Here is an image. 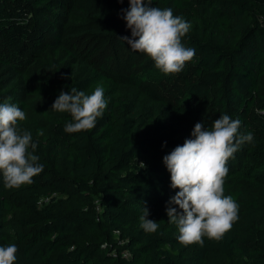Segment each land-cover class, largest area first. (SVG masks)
<instances>
[{
    "label": "trees",
    "instance_id": "1",
    "mask_svg": "<svg viewBox=\"0 0 264 264\" xmlns=\"http://www.w3.org/2000/svg\"><path fill=\"white\" fill-rule=\"evenodd\" d=\"M190 24L195 56L165 75L130 50L121 18L129 0H0V105L25 112L44 170L19 189L0 170V247L14 264H264V0H152ZM108 82L94 129L66 133L69 113L51 107L61 91L90 94ZM227 114L238 135L224 195L238 220L220 241L184 246L168 223L171 188L163 157ZM43 130V135H39ZM31 150V149H29ZM143 204L155 233L141 227Z\"/></svg>",
    "mask_w": 264,
    "mask_h": 264
},
{
    "label": "clouds",
    "instance_id": "2",
    "mask_svg": "<svg viewBox=\"0 0 264 264\" xmlns=\"http://www.w3.org/2000/svg\"><path fill=\"white\" fill-rule=\"evenodd\" d=\"M121 12L131 38H119L130 50L146 54L165 75L180 73L195 56V49L181 42L190 24L174 16L171 8L152 7V0H129V8ZM107 105L101 86L89 95L72 88L71 92H60L51 110L69 113L73 122L66 124L64 131L79 133L94 129ZM25 118V112L17 106L0 105V170L7 189L30 185L33 177L44 170L39 157L33 154L37 144L32 142L31 133L17 127V122ZM240 126L239 119L233 120L227 114L216 119L211 129L198 122L191 138L163 157L171 188L178 189L165 205L168 223L177 227L178 242L184 246L203 247L204 237L220 241L238 220L239 205L224 195V181L229 159L241 145L254 139L251 133L238 135ZM38 134L43 135V130ZM148 216L149 210L143 204L141 227L146 233H155L159 223ZM17 251L14 244L0 247V264H14Z\"/></svg>",
    "mask_w": 264,
    "mask_h": 264
},
{
    "label": "rangeland",
    "instance_id": "3",
    "mask_svg": "<svg viewBox=\"0 0 264 264\" xmlns=\"http://www.w3.org/2000/svg\"><path fill=\"white\" fill-rule=\"evenodd\" d=\"M96 86H101L103 88V90H104V93H111V94H113V93L116 92V89H117L116 87L112 86L108 82H103V83H100V84H98ZM96 86H94L93 88H91L90 94L94 91V89H95Z\"/></svg>",
    "mask_w": 264,
    "mask_h": 264
}]
</instances>
